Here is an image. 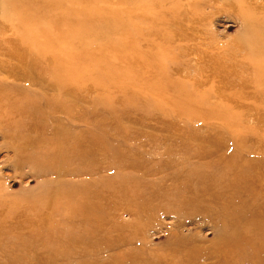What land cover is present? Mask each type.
Segmentation results:
<instances>
[{
  "label": "rangeland",
  "instance_id": "1",
  "mask_svg": "<svg viewBox=\"0 0 264 264\" xmlns=\"http://www.w3.org/2000/svg\"><path fill=\"white\" fill-rule=\"evenodd\" d=\"M0 42V202L41 207L5 223L0 264H218L239 222L178 212L170 198L202 168L212 190L264 207V0H0ZM67 137L91 153L46 160L84 171L63 183L100 208L87 242H72L76 224L46 205L54 176L23 163L36 143ZM247 240L224 264H254L259 244ZM89 247L96 258L81 257Z\"/></svg>",
  "mask_w": 264,
  "mask_h": 264
},
{
  "label": "bare ground",
  "instance_id": "2",
  "mask_svg": "<svg viewBox=\"0 0 264 264\" xmlns=\"http://www.w3.org/2000/svg\"><path fill=\"white\" fill-rule=\"evenodd\" d=\"M13 3H14V6H16V2L13 1ZM20 19H22V18H20ZM20 19H18V20H20ZM22 22H23V20H22ZM23 23H26V22H23ZM19 25H22V24H19ZM101 29L99 28V30H101ZM107 33H108V31H107ZM91 35H96V33L93 32L90 34V36ZM101 35H103V32ZM10 38L13 39L12 36ZM19 40H21V39H19ZM11 43H14V41H11ZM137 44H136V46H137ZM1 47H3V45ZM26 49H28V48H26ZM130 50H128L129 53H130ZM137 50L135 49L134 51H136V53H137ZM6 53H8V52H6ZM130 54H132V53H130ZM8 57H10V56H8ZM27 57H28V55H27ZM19 66H20V64H19ZM20 67L22 68V65ZM27 67H29V66H27ZM22 69H24V68H22ZM16 70H18V66H17ZM70 73H71V71H70ZM72 73H73V71H72ZM73 77H75V75ZM76 81H78V80H76ZM172 81H175V80H172ZM176 82H178V81L176 80ZM172 85H174V84H172ZM178 85H180V84H178ZM180 87H183V86L181 85ZM66 90H68V89H66ZM70 90L71 89H69V92H70ZM74 90H76V89H74ZM71 92H73V91H71ZM78 92H79V90H78ZM181 95H183V94H181ZM186 95H187V93H186ZM171 98L173 99V97H171ZM1 103H2V101H1ZM19 107H21V106H19ZM16 109L18 110V108H16ZM68 109H69V107H68ZM66 111H68V110H66ZM69 111H70V109H69ZM74 111H76V110L74 109ZM58 112H59V110H58ZM76 114H78V113H76ZM76 114H71V116H69V117H72L71 120H72V123L74 125L81 123V121L75 120L79 117V115H76ZM68 115L66 117H68ZM196 115L200 116V114H198V113ZM200 117H202V115ZM204 118H206V117H204ZM103 119H104V117H103ZM102 122H103V120H102ZM43 130H44V128H43ZM70 132H71V130H70ZM25 133H26V131H25ZM35 145H36V147H35L36 151L34 153H31L30 156L27 155V157H29V161H23V163L25 165H27L32 172H34L36 175H38V177L39 176L40 177L54 176L55 183L58 186L57 192L55 194H47L46 196H44V198H47V201H48L47 202L48 204H46V205H48V206H51V205L60 206L61 209L66 211V214H67V216H65L66 219H69L70 221H72L76 224L78 231H76L74 233L76 236L72 239V242H76L77 240L81 241V242H85L89 238H93L95 235L90 234V231L97 232L96 234L100 233V231H101L100 228L102 226V223L100 224L99 222H93L88 217L92 216L94 214V212H96V213L99 212L100 208L98 207V205L93 204V209L91 210L92 212L90 213L89 210L85 209V207L82 206V203H81L82 201H80V200H82L81 192H78V190H76L77 192L71 191V190H69L70 189V186H69L70 183H63V181L67 177H70V176L72 177L75 175L83 174L82 172H84V171L79 170V169L76 170V168H72V167L66 165L65 164L66 161H62L60 164H58V163L57 164H50L46 160V157H48L49 155H52L54 152L56 153V151H60L61 155H66L67 157L75 156L74 159L72 160V161H74L75 159L78 160L80 157H82L86 154H90L91 150L85 149L83 151H80L77 148V145H78L77 142L70 137H67L63 140H60L58 142L53 143V145L50 146L49 150L46 148H38L39 147L38 143H36ZM30 151H31V149H30ZM21 153H23V152H18L15 154L17 160H20ZM208 168H210V167H208ZM256 170H258V169H256ZM252 171H253V169H252ZM201 172L204 174V176L201 177L200 180H197L195 184H193V188H189V187H192V186H189L188 188L182 190L181 192L180 191L175 192L170 197V198H173L172 199L173 204H176L179 207L178 212H186V210H189L192 208L195 210L204 212L205 214H208V211H213V210L218 212V213H220L222 211L223 213H225L227 215L228 218H232V220L234 222H239V230L237 231V233L235 235L232 236L233 246H231V248L223 246L222 249H220L218 251L219 255H220L219 256L220 260H219L218 264L227 263L234 256H238V257H234L233 262L238 261V260L240 261L242 256H240L238 254L239 253L243 254V253H246L249 251V248H246L245 246H240L242 242L245 243L246 237L248 239L247 241L251 242V244L252 243L254 244V242L259 244L258 247H255V245H254V247L251 248L254 251L253 263L254 264H264V207L263 206L257 207L256 204H250L248 201H244V200H242V201L241 200H234V197L232 195L234 192L232 191L231 187L229 188V187H226L222 184L217 185L214 188V190H212V184L208 180V170L206 168H202ZM207 180H208V191H206V181ZM237 180H238V178H237ZM237 192H240V191H238V189H237ZM99 196H102L101 199L105 198V201L107 200V197H105V195H101L100 192H96L93 197H96L98 199ZM200 196L203 197L201 204L194 205L196 202H198L200 200ZM170 198H168L167 200H169ZM219 199H222V200H219ZM71 201L72 202L73 201L78 202L79 204L77 203V205H74L71 208H69ZM18 204H21V205L13 207L14 203H12L10 201L9 202H3V203L0 202V230H2L4 228V226L7 224L8 221H12L13 220L12 218H15L13 221V225L18 222L17 219H19V222H26V218H28L29 212L34 213L36 211V208H39V209L41 208L39 205V202L35 203L32 201L31 203H28V201H26L25 199L21 200V203H18ZM208 206H210L209 210H208ZM37 211H38V209H37ZM22 218H25V219L23 221H21ZM246 225H248V228L245 229ZM86 229H88V231H86ZM65 242L66 241H64V243H63L64 245L66 244ZM79 247L80 246H78V248ZM236 248L239 251H236ZM94 250H95L94 247H89L87 249H84L81 257L86 258L85 256L89 254V257L91 259L96 258V256H97L96 252L97 251H94ZM79 251H80V249H79ZM176 260H177V257H175L174 260H171L170 264H176ZM191 261H192V259H191ZM192 263H194V262L192 261ZM90 264H92V263H90Z\"/></svg>",
  "mask_w": 264,
  "mask_h": 264
}]
</instances>
